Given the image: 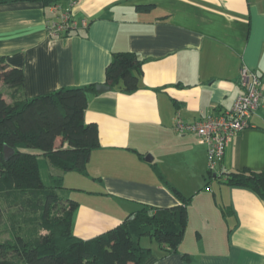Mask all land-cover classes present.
Here are the masks:
<instances>
[{"label": "crops", "instance_id": "0c3cea01", "mask_svg": "<svg viewBox=\"0 0 264 264\" xmlns=\"http://www.w3.org/2000/svg\"><path fill=\"white\" fill-rule=\"evenodd\" d=\"M71 1L72 15L87 26L57 38L46 34L41 4L0 6V55L22 70L27 98L103 85L116 52L142 61L138 91L88 99L84 121L96 124L99 148L85 174L64 175L77 194L73 235L102 234L141 204L176 205L155 166L190 200L178 252L164 254L149 239L144 264H264V200L219 181L223 172L264 170V0ZM241 67L260 78V106L211 169L206 146L175 132V118L188 124L228 111L244 93Z\"/></svg>", "mask_w": 264, "mask_h": 264}, {"label": "trees", "instance_id": "16d2710c", "mask_svg": "<svg viewBox=\"0 0 264 264\" xmlns=\"http://www.w3.org/2000/svg\"><path fill=\"white\" fill-rule=\"evenodd\" d=\"M67 1L0 0V6L41 4L47 12L46 25L55 18L50 8ZM141 67L142 61L133 53H113L103 85L115 93L133 94L141 88ZM0 85L8 89L10 100L7 102L0 90V264H144L152 254L149 247L141 245L145 237L164 254L178 252L190 198L169 186L155 166L161 182L176 197V205L159 208L141 204L102 234L86 240L73 235L78 202L70 198L63 174H85L91 153L99 148L96 124L84 121L89 97L100 95L98 84L27 98L22 70L7 67L6 56L0 55ZM4 147L12 150L8 159L3 156ZM41 158L47 159L49 169L56 173L46 174L45 181ZM219 181L249 189L264 200V170L223 172Z\"/></svg>", "mask_w": 264, "mask_h": 264}, {"label": "built area", "instance_id": "2783aa9c", "mask_svg": "<svg viewBox=\"0 0 264 264\" xmlns=\"http://www.w3.org/2000/svg\"><path fill=\"white\" fill-rule=\"evenodd\" d=\"M73 4V1L68 0L50 8L55 18L45 25L49 38L64 36L66 32L74 31L79 26H87V21L84 19L76 20L72 17ZM239 76L244 93L236 98L228 111L218 115L207 114L202 120L188 124L184 123L179 116L175 118V132L193 134L201 144L206 146L211 169L221 161L228 141L242 130L252 127L249 118L257 112L260 106L262 98L260 78L245 67L240 68Z\"/></svg>", "mask_w": 264, "mask_h": 264}, {"label": "rangeland", "instance_id": "374dc122", "mask_svg": "<svg viewBox=\"0 0 264 264\" xmlns=\"http://www.w3.org/2000/svg\"><path fill=\"white\" fill-rule=\"evenodd\" d=\"M0 90L3 91L4 93V97L9 100L8 96H7V92H8V89L6 87H4L3 85H0ZM47 159H44V158H41L40 160V172H41V177L42 179L45 181V175L46 174H56V173H53L52 169H49L48 167V163H47ZM209 162V161H208ZM67 174V173H64L63 174V182H64V186L68 189H70V198L73 199V200H76L75 197L73 195H75V190L72 189V187H70L67 183V181L65 182V179H64V175ZM69 174H72V176H77V173H69ZM209 180V175H208V179ZM77 195V194H76ZM149 238L145 237V238H142L141 239V245L143 247H149ZM153 243L155 244V242L153 241ZM185 247H191V244H188V239H187V243L185 244ZM150 248V247H149Z\"/></svg>", "mask_w": 264, "mask_h": 264}, {"label": "water", "instance_id": "95a60500", "mask_svg": "<svg viewBox=\"0 0 264 264\" xmlns=\"http://www.w3.org/2000/svg\"><path fill=\"white\" fill-rule=\"evenodd\" d=\"M111 90V88L107 85H97L96 86V92L98 94H103V93H106V92H109ZM12 155V150L7 148V147H4L3 148V156L5 159H8L10 156ZM145 161L147 162H151V157L147 156L145 158Z\"/></svg>", "mask_w": 264, "mask_h": 264}]
</instances>
